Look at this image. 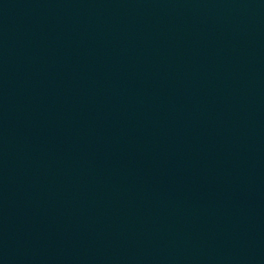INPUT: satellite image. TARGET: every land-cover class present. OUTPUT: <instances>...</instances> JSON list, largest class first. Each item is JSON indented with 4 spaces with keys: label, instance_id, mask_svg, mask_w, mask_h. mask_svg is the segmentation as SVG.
<instances>
[{
    "label": "water",
    "instance_id": "water-1",
    "mask_svg": "<svg viewBox=\"0 0 264 264\" xmlns=\"http://www.w3.org/2000/svg\"><path fill=\"white\" fill-rule=\"evenodd\" d=\"M0 264H264V0H0Z\"/></svg>",
    "mask_w": 264,
    "mask_h": 264
}]
</instances>
